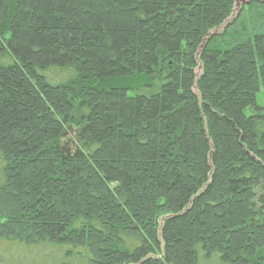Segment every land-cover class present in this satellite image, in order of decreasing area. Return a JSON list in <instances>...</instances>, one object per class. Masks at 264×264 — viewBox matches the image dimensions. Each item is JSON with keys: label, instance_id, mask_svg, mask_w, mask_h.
I'll list each match as a JSON object with an SVG mask.
<instances>
[{"label": "trees", "instance_id": "16d2710c", "mask_svg": "<svg viewBox=\"0 0 264 264\" xmlns=\"http://www.w3.org/2000/svg\"><path fill=\"white\" fill-rule=\"evenodd\" d=\"M0 264H264V0H0Z\"/></svg>", "mask_w": 264, "mask_h": 264}, {"label": "rangeland", "instance_id": "374dc122", "mask_svg": "<svg viewBox=\"0 0 264 264\" xmlns=\"http://www.w3.org/2000/svg\"><path fill=\"white\" fill-rule=\"evenodd\" d=\"M257 102H258L259 105H261V104H260V94H258ZM248 113H249V111H246V114H248Z\"/></svg>", "mask_w": 264, "mask_h": 264}]
</instances>
